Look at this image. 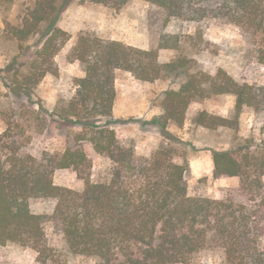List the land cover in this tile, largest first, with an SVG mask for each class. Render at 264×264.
Here are the masks:
<instances>
[{"label":"trees","instance_id":"1","mask_svg":"<svg viewBox=\"0 0 264 264\" xmlns=\"http://www.w3.org/2000/svg\"><path fill=\"white\" fill-rule=\"evenodd\" d=\"M87 1L121 8L130 0ZM144 1L158 8L163 24L174 18L235 25L248 43L246 53L264 66V0ZM12 3L0 0V10H8ZM66 3L34 0L19 25L5 20L18 42L43 35L30 62L39 78L56 74L54 58L68 40L56 21ZM189 39H202L201 30ZM161 48L178 49L179 36L161 35L157 49ZM157 49L89 32L78 34L68 60L78 62L83 75L74 78L73 94L53 109L54 115L80 127L73 136L76 146L35 157L9 147L7 130L0 132V245L28 246L41 264H57L44 230L49 221L70 252L94 256L98 264H188L205 248L220 249L228 264H264L259 245L264 236V137L247 136L235 139L227 149L211 150L212 176L239 180L243 199L235 201L188 195L189 163L180 152L182 141L167 129L169 124H183L192 102L221 94L234 96L232 116L202 109L191 120L208 129H237L244 108L264 110V85L239 81L221 67L205 71L186 54L160 61ZM117 70L148 82L181 76L176 88L163 92L161 113L152 120L161 140L148 155L138 156L132 142L120 140L112 126ZM83 140L109 160V167L99 171L96 179L91 178L92 161L82 149ZM62 168H72L83 187L55 184L54 171ZM33 198L54 199L51 212H32L29 200Z\"/></svg>","mask_w":264,"mask_h":264},{"label":"rangeland","instance_id":"2","mask_svg":"<svg viewBox=\"0 0 264 264\" xmlns=\"http://www.w3.org/2000/svg\"><path fill=\"white\" fill-rule=\"evenodd\" d=\"M33 1L13 0L8 10H0V132L7 130L8 146L18 147L22 154L39 157L44 151L62 153L68 145L76 146L73 136L80 127L66 123L53 114V109L73 94L74 78L83 75L78 62L68 60V53L80 32L145 49H157L161 35L175 34L179 36V48L157 49L160 61L186 54L205 71L212 73L221 67L239 81L264 85V66L246 53L248 43L238 27L216 19L196 23L172 18L163 24L158 8L144 0H130L121 8L87 0H67L56 21V26L68 34L67 42L54 58L56 74L47 73L39 78L31 69L30 62L33 52L41 45L43 35L36 34L18 42L9 34L5 24L6 20L10 25H19L25 8ZM196 29L201 30L202 39L193 42L189 35H193ZM193 43L196 45L192 46ZM180 80L181 76L176 75L148 82L136 79L127 71H116L112 126L120 140L132 142L138 156L148 155L161 140L159 128L152 120L161 113L163 92L176 88ZM202 109L230 117L234 113V96L221 94L194 101L189 105L181 126L169 124L167 127L182 141L180 152L189 163L187 193L190 196L241 200L243 195L239 191L237 177L212 176L211 150L227 149L235 139L247 136L258 140L264 137V110L254 112L244 108L237 129H208L195 125L191 120L195 112ZM80 144L92 161L91 178L96 179L99 171L109 167V160L97 154L88 141L83 140ZM53 181L74 189L83 187L82 179L72 168L56 169ZM53 206L52 198L29 200V208L34 213H50ZM44 230L55 263L98 264L94 256L70 252L61 233L51 222L45 223ZM259 245L264 250V236ZM0 264L41 263L34 249L7 242L0 245ZM188 264L228 263L220 249L205 248Z\"/></svg>","mask_w":264,"mask_h":264}]
</instances>
